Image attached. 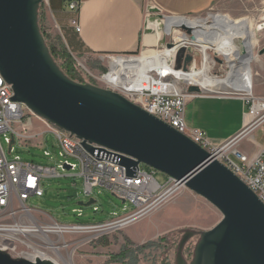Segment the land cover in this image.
Returning <instances> with one entry per match:
<instances>
[{"label": "water", "instance_id": "obj_1", "mask_svg": "<svg viewBox=\"0 0 264 264\" xmlns=\"http://www.w3.org/2000/svg\"><path fill=\"white\" fill-rule=\"evenodd\" d=\"M43 2L0 0V71L12 85L14 99L81 139L89 152H115L129 176L144 163L213 204L222 217L212 227L197 231L200 238L189 264H264V202L224 162L174 126L118 91L71 78L52 55L42 32ZM150 12L157 13L151 19L162 21L165 28L170 18H179L181 22L173 25L191 32V26L182 20L186 16L161 14L158 7ZM166 44L173 46V42ZM242 47L246 55V47ZM186 52L184 70L193 60V47L181 46L176 55L180 67V58ZM259 53H264V47ZM188 90L199 93L201 87L191 84ZM14 143L13 136L9 150ZM95 201L90 198L79 204ZM197 232L186 231L177 264H188L182 248ZM0 264L57 263L50 257L37 255L32 259L0 249Z\"/></svg>", "mask_w": 264, "mask_h": 264}, {"label": "built area", "instance_id": "obj_2", "mask_svg": "<svg viewBox=\"0 0 264 264\" xmlns=\"http://www.w3.org/2000/svg\"><path fill=\"white\" fill-rule=\"evenodd\" d=\"M79 8V1L70 3V9L76 13L79 12ZM72 24L78 32L81 30L77 15L72 19ZM190 38L194 40L192 36ZM169 42H173V46L170 47L173 52L164 67L158 64L142 74L136 71L116 74V87L109 86L105 81L112 66L109 70L99 74L94 75L88 69L87 73L209 150L215 158L224 162L238 175L264 202V144L254 156L239 147V143L243 139L252 137L255 131L260 128L264 129V95H255L252 91L235 96L241 98L247 107L244 126L224 143L214 145L206 130L188 123L186 107L196 93H191L188 90L192 83H187L184 86L182 79L176 74L177 70H184L183 66L187 56V52L181 56L180 61L182 60L183 63L180 62L181 66L179 67L176 63L178 50L181 46L193 47L194 54L196 42L178 43L177 39ZM160 43L161 40L157 45ZM107 56L137 55L124 53ZM192 62H195L194 58ZM14 95L12 85L6 81L0 71V134L4 133L6 142L10 144L14 136L15 142L19 140L20 144H24L42 136L44 131L33 133L28 127V121H24V119L30 121L33 116H37L47 125L45 131L55 134L59 147L58 153L64 159L53 166L25 161L19 156L9 159L0 138V249L8 250L13 255L21 251L25 256L34 259L35 256L32 254L34 249L26 244V239H30L33 245L41 250L49 248L48 242H53V245L61 248L65 244L69 246V243L66 241L61 243V239L56 240L50 233L60 238H63L67 233H86L89 241L97 240L112 230L148 216L171 200L182 187L171 176L166 183H161L155 176V170L142 169L141 164L139 170H136L133 176H129L127 168L120 164V158L115 152L99 151L98 149L94 153L89 152L83 147L81 139L36 115L24 102L15 100ZM38 143L43 144V141L38 140ZM45 153L50 154L49 151ZM60 169L62 171L78 169V174L84 177L87 195H91L96 186H105L118 198L125 202L129 201L134 206L133 209L124 215L102 222L63 223L54 219L51 223V230L47 233L48 239H45L40 232L27 234L20 231V225L23 226L22 218L14 219V216L21 210L23 214L36 218L35 209L28 206L27 201L33 195L43 196L45 194L43 179L62 175ZM131 169H135V167L132 166ZM79 214H82V210L79 211ZM35 222L37 223L36 219ZM32 234L35 237H31ZM21 247L24 248L20 249Z\"/></svg>", "mask_w": 264, "mask_h": 264}, {"label": "rangeland", "instance_id": "obj_3", "mask_svg": "<svg viewBox=\"0 0 264 264\" xmlns=\"http://www.w3.org/2000/svg\"><path fill=\"white\" fill-rule=\"evenodd\" d=\"M146 12L145 34L158 35L159 29L167 32L161 43L154 46L155 49H163L167 47V42L177 39L175 33H170L173 23L167 22L165 30L162 21L151 19V16H157V13H152L149 9ZM161 14L165 13L161 12ZM215 14L227 20L232 26L242 27L240 34L244 37L251 36L255 41V47L252 51L253 59H251L254 83L252 91L255 95H264V53H259L260 49L264 47V0H218L206 12L187 15L186 17H199L207 20L205 23L207 26L200 24L202 26L199 27V30L200 38L208 41L207 33L215 21L213 18ZM40 17L43 19L42 24L48 34V41L54 43L57 48L60 47V44L65 45L62 31L49 13L47 0H44L40 7ZM151 23L154 26L153 28L148 27ZM174 28L187 33L189 37L192 36L193 31L191 33L181 26H174ZM220 31L224 33V36H228L221 28ZM147 47L143 46L136 52L129 54L139 55ZM217 49L215 47L208 49L209 54L214 59L211 74L219 78H227L232 71V66L225 58L226 56L224 57L225 54L221 53L222 51L219 48ZM72 55L77 65L85 73L88 71L87 67H89L91 73L94 75L105 72L111 67L109 60L112 57L106 56L99 59V57L89 56L88 54ZM217 57L223 61H219ZM193 58L195 60L194 64H196V67L193 68L199 69L202 66L203 55L198 45H195ZM180 62L183 63L182 60ZM192 65L193 62L188 64V70L192 69ZM92 78L98 85L109 88L102 82H99L93 75ZM181 81L184 86L187 85L185 80L182 79ZM241 89L248 88L237 87L234 84L220 91H211L202 88L195 96H240L241 93L245 92V90ZM192 115L193 105L190 104L187 113L189 124H191L190 117ZM24 121H28V127H30L31 132H44L42 136H38L36 139L27 141L24 144H20L19 140H17L13 144L12 150H9V142H6L4 133H1L0 138L9 159L19 156L25 161H33L38 164L52 166L64 159L58 153L59 147L55 134L51 131H45L47 125L43 120L37 116H33L30 121L28 119H24ZM38 140H42L43 144L38 143ZM261 143L264 144L263 128L256 130L254 136L243 139L239 143V147L251 154ZM46 151H49L50 154L47 155L45 153ZM141 167L149 171L155 170V176L161 183H166L169 178V175L166 173L144 163H141ZM61 172L62 175L43 179V188L45 189L43 196L33 195L27 201V205L36 211L35 219L38 224L45 225L52 223L54 219L63 223L102 222L124 215L134 207L129 201L123 202L122 199L115 196L105 186H96L93 193L87 195L85 193L84 177L78 174V169L61 170ZM90 198H94L96 201L90 205L79 204L80 201L87 202ZM80 210H82V214H79ZM19 217L22 218L21 224L23 225H31L33 223L29 216L23 214L21 210L19 214L14 216V219ZM221 217L222 213L207 199L196 194L188 187L182 186L171 200L161 206V209L141 220L112 230L100 236L97 240L89 241L86 233H67L63 238L54 236L52 233L50 235L56 240L61 239V243H63L62 241L69 243V246H63L61 248L59 254L66 259L71 257L73 264H127L132 260L135 264H176L175 258L181 232L185 229H208ZM151 230L158 231L147 234ZM31 237H35V235L32 234ZM162 237L165 238L161 239ZM197 239L195 237L187 244L185 254L188 258H191L192 252H194ZM151 241H155L156 243L146 247L142 246ZM23 248L21 247L20 249ZM43 250L48 255L62 262V256H58L59 254L51 248H44ZM18 252L16 255L21 254L25 256L21 251Z\"/></svg>", "mask_w": 264, "mask_h": 264}, {"label": "crops", "instance_id": "obj_4", "mask_svg": "<svg viewBox=\"0 0 264 264\" xmlns=\"http://www.w3.org/2000/svg\"><path fill=\"white\" fill-rule=\"evenodd\" d=\"M73 1L80 2L77 13L70 9V3ZM217 1L47 0V3L49 13L60 27L65 45L71 53L88 54L102 59L107 55L133 53L143 46H149L144 32L147 9L158 7L167 15L187 16L206 12ZM76 15L81 26L79 32L72 24ZM157 44L156 41L152 43L154 46ZM194 63L193 67H196ZM190 104L193 105L190 125L206 130L214 145L224 143L244 126L247 107L239 97L197 95L187 104L186 119ZM262 145L259 144L251 156H254ZM159 209L161 207L157 210Z\"/></svg>", "mask_w": 264, "mask_h": 264}, {"label": "bare ground", "instance_id": "obj_5", "mask_svg": "<svg viewBox=\"0 0 264 264\" xmlns=\"http://www.w3.org/2000/svg\"><path fill=\"white\" fill-rule=\"evenodd\" d=\"M213 18L215 19V21L211 25L210 31H208L207 33V38L209 39L208 41L202 40L200 38L199 27L202 26L200 24H205L207 21L203 18L185 17L182 19L186 24L191 26V33L193 31L194 34H190L192 35V38H194V40H192L187 33L182 32L180 29H175L174 25H171L172 29L170 33H175L177 35L178 43L195 41L196 45L199 46V50L203 55L202 66L199 69L192 68L186 71L180 69L176 71L177 76L180 79L185 80L187 83L199 85L201 89L204 88L211 91H220L234 84L237 87L248 88L241 90H245V92L251 93L254 84L251 59H253L252 51L255 47V41L251 36L244 37L240 34L242 27L230 25L227 20L221 18L217 14L213 15ZM167 22L175 23L172 18ZM148 27L153 28L154 26L151 23ZM220 28L228 34L227 37L224 36V33L220 31ZM158 32L159 33L158 35H156V37L150 33L146 34L147 43L149 46L141 54L137 56H115L112 57L111 60H109L112 68L110 74L107 76V78H105V81H107L109 86H117V81L115 78L116 74L130 71H136L142 74L146 70L155 67L158 64H161L162 67L165 66L164 64L171 56L173 50L170 47H165L163 49H155L153 47V42L156 41L157 43L159 40L162 41L165 34H167L166 31H163L161 29H159ZM242 46L246 47L245 50L248 52L246 55ZM212 47H215L216 49L219 48L222 51L220 52L225 54L224 57L226 56L225 58L232 66V71L227 78H219L211 74V68L214 64V59L209 54L208 49ZM87 68L88 70H90L89 67ZM28 216L33 223L31 225H20V231L27 234L40 232L43 234L45 239H48L47 233L51 230V223L40 226L35 222V219L32 216ZM157 231L158 230H151L148 231L147 234ZM25 242L28 246L33 247V256L40 255L42 257H50L54 259L57 264H73L71 257L66 259L61 254H59V250L61 247L53 245V242H48V246L57 254H59L58 256L63 257H61L62 262H60L57 258L48 255L46 251H43L39 248L37 249L30 239H26Z\"/></svg>", "mask_w": 264, "mask_h": 264}, {"label": "trees", "instance_id": "obj_6", "mask_svg": "<svg viewBox=\"0 0 264 264\" xmlns=\"http://www.w3.org/2000/svg\"><path fill=\"white\" fill-rule=\"evenodd\" d=\"M174 22H181L179 18H172ZM43 19L40 17V25L43 34L45 35L46 41L48 46L50 47L51 53L54 56V58L57 60V62L60 64L61 68L73 79L82 81V82H93L96 83L95 80L85 73L78 65L73 57L71 51L67 48L66 45L60 44V47L57 48V46L54 43H50L48 41V34L46 33V30L44 28ZM192 63L189 62L188 64ZM193 68V65L191 66ZM165 237H162L161 239H164ZM155 241H151L147 244H143V247H146L148 245L155 244Z\"/></svg>", "mask_w": 264, "mask_h": 264}, {"label": "flooded vegetation", "instance_id": "obj_7", "mask_svg": "<svg viewBox=\"0 0 264 264\" xmlns=\"http://www.w3.org/2000/svg\"><path fill=\"white\" fill-rule=\"evenodd\" d=\"M187 230H188V229H185L184 231L181 232V238H180V240L178 241V249H177L176 258H175V259H176V264H177V256H178V253H179V250H180V243H181V241L183 240L184 235H185V233H186ZM190 230H195L196 232L199 231V230H196V229H190ZM195 237L198 238L197 241H196V243H197L198 240H199V238H200V234H199L198 232L195 233L192 237H190V238L185 242V244H184V246H183V248H182V257H183V259H184L188 264L192 262L193 257H194V252H192V256H191V258H188V257L186 256V254H185V249H186V247H187V244L190 243V242L192 241V239L195 238ZM195 246H196V244H195ZM194 250H195V247H194ZM127 264H135V262L132 260L130 263H127Z\"/></svg>", "mask_w": 264, "mask_h": 264}]
</instances>
